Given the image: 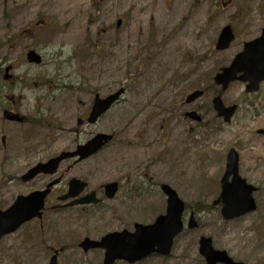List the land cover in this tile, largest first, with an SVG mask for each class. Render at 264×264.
Masks as SVG:
<instances>
[{"label":"rangeland","instance_id":"1","mask_svg":"<svg viewBox=\"0 0 264 264\" xmlns=\"http://www.w3.org/2000/svg\"><path fill=\"white\" fill-rule=\"evenodd\" d=\"M81 1L85 11L78 13L77 34L51 0H0V210L59 175L87 182L86 190L101 201L63 209L46 202L40 219L0 239V264H47L54 249H60L58 264H102L103 250L83 251L79 242L152 223L165 212L163 182L187 206L183 231L170 253L114 264H205L198 253L201 235L235 260L264 264V136L256 133L264 128V84L247 94L240 81L221 90L212 79L264 28V21L252 23L264 20V0H176L178 7L175 0ZM226 25L234 40L216 50ZM71 30L76 39L66 37ZM30 48L42 56L41 64L26 62ZM9 65L12 78L3 80ZM119 87L125 88L121 99L100 118L76 124L86 111V98ZM194 89L203 95L186 104ZM216 94L225 105L237 104L227 123L212 108ZM6 108L23 120L3 118ZM188 110L202 120L184 118ZM97 133L113 139L87 159L62 160L57 173L43 181L17 180L28 167L73 150ZM230 148L238 152L239 175L256 188V208L225 220L220 206L211 202L220 192ZM112 180L121 185L107 199L101 187ZM62 189L65 180L54 188ZM196 203L206 208L197 209ZM190 212L198 223L193 229L186 227Z\"/></svg>","mask_w":264,"mask_h":264},{"label":"water","instance_id":"2","mask_svg":"<svg viewBox=\"0 0 264 264\" xmlns=\"http://www.w3.org/2000/svg\"><path fill=\"white\" fill-rule=\"evenodd\" d=\"M120 20L116 25H119ZM234 35L230 26L226 25L221 28L217 37L216 50H224L229 47L233 41ZM26 60L30 63H39L40 55L34 50L29 49L26 54ZM10 67L5 68L8 77ZM239 74V75H237ZM213 80L224 90L229 83L234 80L246 82L245 90L252 92L257 90L260 81L264 80V29L262 34L250 41L243 43L242 50L236 53L231 62L215 73ZM123 89L99 98L96 95L93 106L89 112L87 122L94 123L98 117L104 114L111 105L118 99ZM202 91L195 90L188 94L185 98L186 103H190L197 99ZM213 108L217 111V115L223 117L224 121H229L236 109V105L224 106L220 96L212 99ZM186 117L199 120V116L194 112H186ZM5 117L10 120L18 121L16 115H10L5 112ZM79 118L77 124H81ZM264 134V129L258 130ZM112 139L111 134L97 133L84 144L77 145L74 151H63L58 156L50 158L45 162H39L28 169L22 176V181H28L38 173L53 174L56 172L59 163L67 158L76 157L77 162L91 156ZM231 180H228V177ZM56 181L47 184L45 190L32 191L27 195H18L13 203L5 210H0V238L6 234L14 232L21 224L35 217L40 218L41 209L44 205V198L49 191V187ZM86 186V182L71 178L68 182V191L61 199L76 197ZM160 189L166 197V206L164 214H159L150 224H134V231L128 232L121 230L105 234L100 240H92L85 237L79 243V247L83 251L94 248L104 249L102 264H114L115 261L123 260L128 263H135L151 254L168 255L170 253L174 238L182 232L183 221L182 214L185 204L179 198L177 192L168 184H161ZM117 190L116 182L104 184V195L107 198L114 196ZM255 188L247 184L238 174V154L234 149L228 153L227 164L224 175L221 179V190L218 198L213 204L222 203L221 214L225 219L243 215L255 209V202L252 192ZM99 200L94 197V193L90 192L80 198L71 200L68 206L75 204L97 203ZM197 222L194 214L191 212L186 227L188 229L195 228ZM198 252L203 256L206 264H243L234 261L224 250L214 249L210 237L200 236L198 240ZM59 250H54L47 264H57V256Z\"/></svg>","mask_w":264,"mask_h":264},{"label":"flooded vegetation","instance_id":"3","mask_svg":"<svg viewBox=\"0 0 264 264\" xmlns=\"http://www.w3.org/2000/svg\"><path fill=\"white\" fill-rule=\"evenodd\" d=\"M263 29V28H262ZM261 29V30H262ZM261 35V32L257 35V36H255V37H253L254 39L255 38H257V37H259ZM43 61V60H42ZM42 61H41V63H42ZM40 63V64H41ZM263 84H264V80H262V81H260L259 82V84H258V88H257V90H255V91H252V92H247L246 90H245V86H246V84H244V92H246L247 94H254V93H257V92H259V90L262 88V86H263ZM120 88V87H119ZM117 90V89H116ZM114 92V91H113ZM125 92V91H124ZM203 92L204 91H202V94H201V96L203 95ZM110 93H112V92H110ZM110 93H108V94H110ZM107 94V95H108ZM96 95H98V97L99 98H103V97H105L106 95H101V94H99V93H92V97H88V98H86V100H84L85 101V105H87V107H86V111L83 113V115L82 116H80V117H78V118H81L82 119V124H85V120L87 119V117H88V115H89V112H90V110H91V108H92V106H93V103H94V100H95V98H96ZM200 96V97H201ZM10 96H8V98H9ZM7 97H5V101L7 102V99H6ZM8 108V107H7ZM7 108L6 109H4L3 110V112H2V117L3 118H5V112H8L10 115H16V116H18V118H19V120L17 121V122H20L21 120H23V115H21V114H19V112H17V113H14L13 111H11V110H7ZM6 119V118H5ZM186 119H188V118H186ZM190 120V119H189ZM202 120V118H201V116H200V119H199V121L198 122H200ZM13 121V120H12ZM258 130H260V128H258L257 130H256V133L257 134H260V135H262V136H264V134H262V133H259L258 132ZM76 146V145H75ZM231 149H234V148H230L228 151H227V153H226V157H225V168H224V171H223V174H222V176H221V178L220 179H222V177H223V175H224V172H225V169H226V164H227V157H228V153H229V151L231 150ZM235 150V149H234ZM236 151V150H235ZM237 152V151H236ZM237 154H238V152H237ZM77 163V162H76ZM37 164V163H36ZM74 164V163H73ZM34 166V165H33ZM33 166H30V167H28L27 168V170L28 169H30L31 167H33ZM71 168V165H68L67 166V170H69ZM57 171H58V169L56 170V172H55V174L57 173ZM26 172V171H25ZM24 174V173H23ZM23 174H21L18 178H17V180H19V181H21V176L23 175ZM54 174V173H53ZM48 176H52V175H48V174H44V173H38L37 175H35L33 178H31V179H29L28 181H27V183L28 182H31L32 180H34L35 178H42V179H40V180H44V178H47ZM71 178H73V177H63L62 175H59L58 177H55V178H52L51 180L49 179V180H47L45 183H41V186H38L37 188H34V189H32L33 191H37V190H45L46 189V187H47V184H49L50 182H52V181H56V183H54L52 186H50V189H49V191H48V193L46 194V196H45V198H44V206H45V204H46V202H50L52 205L51 206H53V205H58L59 207L58 208H56V209H63V208H68V207H72V206H67L66 204H68V202L69 201H71V199H61V196H63L67 191H68V182H69V180L71 179ZM63 180H65V184H66V189H62V190H60V191H58V192H55V190H54V188L57 186V185H59L61 182H63ZM228 180L230 181L231 180V177L229 176L228 177ZM115 181H117V180H115ZM22 182V181H21ZM219 182H220V180H219ZM23 183H26V182H23ZM120 185H121V181H117V187H118V190H119V188H120ZM87 189V186L83 189V191L82 192H80L78 195H77V197L76 198H78V197H80V196H84V195H87V194H89L90 192H93L94 193V197H97L98 199H99V202L101 201V198H99L98 196H97V194H96V192L95 191H92V190H89V191H87L86 190ZM31 190V191H32ZM118 190H117V192L115 193V195L118 193ZM30 192V191H29ZM101 193L103 194V196L105 197V195H104V185H102V187H101ZM114 195V196H115ZM114 196L112 197V199L114 198ZM105 198H107V197H105ZM107 199H110V198H107ZM98 202V203H99ZM84 205H88V204H84ZM79 206H83V205H79Z\"/></svg>","mask_w":264,"mask_h":264},{"label":"bare ground","instance_id":"4","mask_svg":"<svg viewBox=\"0 0 264 264\" xmlns=\"http://www.w3.org/2000/svg\"><path fill=\"white\" fill-rule=\"evenodd\" d=\"M55 3L58 11L65 14V22H69L70 28L77 32L78 34V28L80 27V17L78 16V13H83L85 11L84 5L81 0H51ZM179 2L176 0L173 2L174 7H178ZM181 4V3H180ZM264 20H258L254 18L252 20L253 24H257ZM71 30V31H72ZM72 31L66 37H73L74 39L77 38V34Z\"/></svg>","mask_w":264,"mask_h":264},{"label":"trees","instance_id":"5","mask_svg":"<svg viewBox=\"0 0 264 264\" xmlns=\"http://www.w3.org/2000/svg\"><path fill=\"white\" fill-rule=\"evenodd\" d=\"M195 206H196L197 209L206 208V206H202V205L199 204V203H196ZM186 207H187V206H186Z\"/></svg>","mask_w":264,"mask_h":264}]
</instances>
